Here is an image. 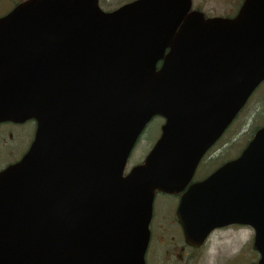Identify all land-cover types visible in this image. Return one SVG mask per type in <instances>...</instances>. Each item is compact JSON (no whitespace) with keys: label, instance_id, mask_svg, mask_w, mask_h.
I'll use <instances>...</instances> for the list:
<instances>
[{"label":"water","instance_id":"95a60500","mask_svg":"<svg viewBox=\"0 0 264 264\" xmlns=\"http://www.w3.org/2000/svg\"><path fill=\"white\" fill-rule=\"evenodd\" d=\"M190 8L26 0L0 18V122H37L28 151L0 171V264H143L155 192L186 185L264 80V0L231 18ZM156 115L159 138L124 175ZM185 209L193 241L201 222L251 225L264 264V125L190 186Z\"/></svg>","mask_w":264,"mask_h":264},{"label":"flooded vegetation","instance_id":"af4514ba","mask_svg":"<svg viewBox=\"0 0 264 264\" xmlns=\"http://www.w3.org/2000/svg\"><path fill=\"white\" fill-rule=\"evenodd\" d=\"M15 1L0 0V16L6 14ZM262 105H264V100L259 102L257 107ZM27 122L32 125L31 137L25 142L23 149L19 151L12 150L13 154L10 152L7 154L6 161L4 165L0 166V169L18 161L22 157L29 148L35 131V122L33 120L21 124L11 122L2 124L18 126ZM9 135L10 132H8ZM6 138L5 132H2L0 139L4 141V144H7ZM203 161L198 164L190 183L205 178L210 172L225 162V160H220L211 171L206 172L205 170H199ZM187 189L188 187L186 186L178 193L163 194L167 199V204L160 211L153 209L149 224L150 238L144 256V264H257L256 260L251 261L248 257V249L251 246L253 232L247 225L232 223L216 227L203 240L199 241L196 246L186 241L182 225L177 217V208L183 193ZM242 228H247L246 233L248 236L246 238L240 232ZM198 229L202 231L203 226L198 225ZM232 229L235 231H232ZM224 235H227L228 238ZM255 255H258L257 252H255Z\"/></svg>","mask_w":264,"mask_h":264},{"label":"rangeland","instance_id":"374dc122","mask_svg":"<svg viewBox=\"0 0 264 264\" xmlns=\"http://www.w3.org/2000/svg\"><path fill=\"white\" fill-rule=\"evenodd\" d=\"M10 1L13 2L14 0ZM18 1L20 0H16L15 2ZM127 1L129 0H99V3L104 10H110ZM240 1L241 0H192V5L195 8L201 9L208 16H227L234 13ZM262 100H264V84L257 90L256 94L253 95L234 123L228 127L222 139L216 144L213 153L209 154L203 161L199 170L209 172L220 160L233 158L240 152L247 142V139H249L251 132L254 130L253 128L264 121V105L261 107L259 106L260 108L257 107L258 103L262 102ZM160 126L161 119L159 117H154L147 124L131 151L125 166V171H129L132 167L143 161L158 137ZM31 131L32 125L29 122L18 126L2 125L0 127V135L2 132H5L7 137V144H4V141L0 139V166L4 165L9 152L13 154L12 150L19 151L23 149L26 144L25 142L31 137ZM8 132H10L9 136ZM166 204L167 199L165 196L162 193H157L154 198L153 209L160 211ZM232 231L235 230L232 229ZM246 231L247 228H242L240 230L245 238L248 236ZM224 236L228 238L227 235ZM248 252L249 259L255 261L256 255L252 246H250Z\"/></svg>","mask_w":264,"mask_h":264}]
</instances>
